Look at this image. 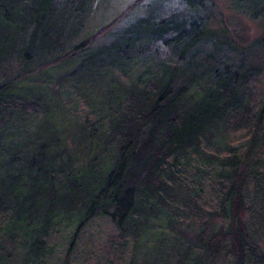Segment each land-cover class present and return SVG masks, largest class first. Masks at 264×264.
<instances>
[{
    "label": "trees",
    "instance_id": "16d2710c",
    "mask_svg": "<svg viewBox=\"0 0 264 264\" xmlns=\"http://www.w3.org/2000/svg\"><path fill=\"white\" fill-rule=\"evenodd\" d=\"M207 1L0 0V264H264V70Z\"/></svg>",
    "mask_w": 264,
    "mask_h": 264
},
{
    "label": "rangeland",
    "instance_id": "374dc122",
    "mask_svg": "<svg viewBox=\"0 0 264 264\" xmlns=\"http://www.w3.org/2000/svg\"><path fill=\"white\" fill-rule=\"evenodd\" d=\"M178 0H110V2L103 6L91 18L92 23H96L97 26L107 24L109 22L116 21L122 23L133 19L135 17L142 16L146 7L151 4L156 6H173L176 7ZM212 3V8L215 10L217 19L222 22L223 26L233 31L236 36V42L244 48H247L246 56L244 57L248 64L254 65L259 69L264 70V46L256 42V39H260L264 31L263 16L258 17L248 16L243 13H239L230 6V0H208ZM264 15V13H263ZM235 53H231L230 57L234 58ZM256 92L254 91V94ZM72 94V95H71ZM257 94V93H256ZM58 100L67 105L65 110H71L69 117L71 119L77 118L79 112L78 108L73 107L75 101L74 93H60L57 94ZM240 123L237 124L239 126ZM240 135V134H239ZM237 136L238 139L240 136ZM105 233H108L106 231Z\"/></svg>",
    "mask_w": 264,
    "mask_h": 264
}]
</instances>
